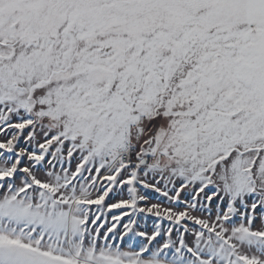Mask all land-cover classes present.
Listing matches in <instances>:
<instances>
[{
  "label": "snow or ice",
  "instance_id": "1",
  "mask_svg": "<svg viewBox=\"0 0 264 264\" xmlns=\"http://www.w3.org/2000/svg\"><path fill=\"white\" fill-rule=\"evenodd\" d=\"M0 264H264V0H0Z\"/></svg>",
  "mask_w": 264,
  "mask_h": 264
}]
</instances>
